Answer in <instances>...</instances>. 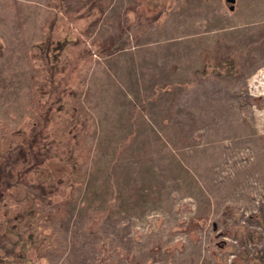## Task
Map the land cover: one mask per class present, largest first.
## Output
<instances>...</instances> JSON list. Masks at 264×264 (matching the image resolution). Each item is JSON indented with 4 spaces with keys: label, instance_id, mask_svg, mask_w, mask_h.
<instances>
[{
    "label": "rangeland",
    "instance_id": "obj_1",
    "mask_svg": "<svg viewBox=\"0 0 264 264\" xmlns=\"http://www.w3.org/2000/svg\"><path fill=\"white\" fill-rule=\"evenodd\" d=\"M52 66L74 115L1 202L0 264H264V0H0L1 160Z\"/></svg>",
    "mask_w": 264,
    "mask_h": 264
},
{
    "label": "trees",
    "instance_id": "obj_2",
    "mask_svg": "<svg viewBox=\"0 0 264 264\" xmlns=\"http://www.w3.org/2000/svg\"><path fill=\"white\" fill-rule=\"evenodd\" d=\"M85 52V54L90 53L88 51ZM69 63L68 58L63 61L65 65H69ZM53 69L54 67L52 66L51 76L43 72L46 77L43 87L47 91L43 99L37 102L34 110V119L27 124L23 137L16 141L11 148L4 150L3 160L0 159V205L9 189L16 183L28 184L27 174L29 172H35L41 167H47V161L53 155V147L58 144L57 141L51 142L53 135L50 126L55 121L59 123L61 120L63 122L70 120L74 115L73 104H71L67 112L63 111L64 103L73 100V96L69 94L70 73L56 78ZM78 124L82 126V122ZM80 126L69 132V135L63 141L64 144L72 146V152L75 153H80L81 151L79 143L82 130ZM79 157L74 156L76 161L79 160ZM31 186L36 190L34 198L38 205L51 203L53 194H51L47 183L39 181ZM10 253L11 249L8 250L6 255Z\"/></svg>",
    "mask_w": 264,
    "mask_h": 264
},
{
    "label": "water",
    "instance_id": "obj_3",
    "mask_svg": "<svg viewBox=\"0 0 264 264\" xmlns=\"http://www.w3.org/2000/svg\"><path fill=\"white\" fill-rule=\"evenodd\" d=\"M228 2L230 3V9H232V8H233V4H234L235 0H228Z\"/></svg>",
    "mask_w": 264,
    "mask_h": 264
}]
</instances>
